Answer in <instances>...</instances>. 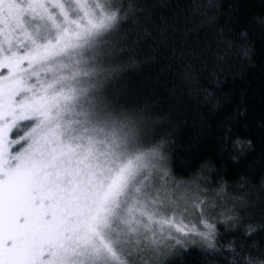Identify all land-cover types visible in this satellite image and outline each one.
<instances>
[{
	"label": "rangeland",
	"instance_id": "rangeland-1",
	"mask_svg": "<svg viewBox=\"0 0 264 264\" xmlns=\"http://www.w3.org/2000/svg\"><path fill=\"white\" fill-rule=\"evenodd\" d=\"M120 1L0 0V264H159L235 218L242 199L173 180L98 98Z\"/></svg>",
	"mask_w": 264,
	"mask_h": 264
},
{
	"label": "trees",
	"instance_id": "trees-1",
	"mask_svg": "<svg viewBox=\"0 0 264 264\" xmlns=\"http://www.w3.org/2000/svg\"><path fill=\"white\" fill-rule=\"evenodd\" d=\"M116 7L93 54L98 98L165 155L173 180L200 178L242 199L209 245L186 244L159 264H264V0Z\"/></svg>",
	"mask_w": 264,
	"mask_h": 264
}]
</instances>
